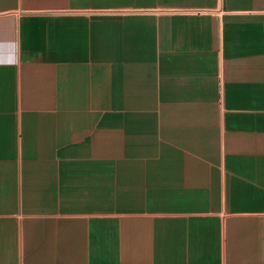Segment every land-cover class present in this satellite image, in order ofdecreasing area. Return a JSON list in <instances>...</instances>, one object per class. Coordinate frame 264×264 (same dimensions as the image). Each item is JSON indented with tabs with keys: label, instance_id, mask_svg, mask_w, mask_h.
<instances>
[{
	"label": "crops",
	"instance_id": "crops-1",
	"mask_svg": "<svg viewBox=\"0 0 264 264\" xmlns=\"http://www.w3.org/2000/svg\"><path fill=\"white\" fill-rule=\"evenodd\" d=\"M0 264H264V0H0Z\"/></svg>",
	"mask_w": 264,
	"mask_h": 264
}]
</instances>
